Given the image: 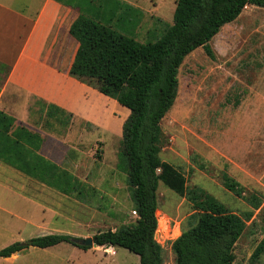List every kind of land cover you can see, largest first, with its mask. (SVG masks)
<instances>
[{"label": "rangeland", "instance_id": "374dc122", "mask_svg": "<svg viewBox=\"0 0 264 264\" xmlns=\"http://www.w3.org/2000/svg\"><path fill=\"white\" fill-rule=\"evenodd\" d=\"M62 1L74 15L59 35L66 55L72 56L68 71L80 44L71 32L77 21L96 17V24L145 44L172 24L176 2ZM209 44L214 59L202 48L184 58L176 99L160 123L155 240L163 249V264H174L171 242L195 224L201 211L221 207L246 224L234 248V264H264V255L251 261L264 236V8L246 6ZM32 108L33 124L70 146L58 142L45 167L38 166L42 160L32 165L34 177L48 184L49 202L63 204L60 215L49 214V225L57 227L51 231L84 238L134 223L126 169L117 160L123 121L120 131L109 120L105 125H114L110 131L74 117L64 126L46 117L34 100ZM102 111L95 105L96 115ZM119 115L113 113L112 123ZM52 137L48 141L56 142ZM94 250L79 254L72 264H139L138 256L126 249L118 248L114 257Z\"/></svg>", "mask_w": 264, "mask_h": 264}, {"label": "trees", "instance_id": "16d2710c", "mask_svg": "<svg viewBox=\"0 0 264 264\" xmlns=\"http://www.w3.org/2000/svg\"><path fill=\"white\" fill-rule=\"evenodd\" d=\"M246 6L264 8V0H176L172 24L159 39L145 44L96 24V17L77 21L71 27L80 44L69 76L129 111L122 126L117 160L126 169L137 217L132 224L95 233L92 241L96 247L126 249L138 256L139 264H163V249L154 238L158 227L156 188L160 177L156 172L155 152L160 123L176 99L178 70L184 58L202 48L214 59L209 42L225 25L234 22ZM47 109L48 118L54 119L60 113L64 124L71 117L53 105ZM14 121L0 112V159L12 165L14 158L8 156V148L20 146L18 140L13 141L9 136ZM14 137L31 139L34 135L19 127ZM245 229V221L234 212L221 207L201 211L195 224L171 242L174 264H234V248ZM60 243L90 249L73 242L71 236L49 234L14 243L0 250V256ZM263 255L264 236L256 245L251 261Z\"/></svg>", "mask_w": 264, "mask_h": 264}, {"label": "crops", "instance_id": "0c3cea01", "mask_svg": "<svg viewBox=\"0 0 264 264\" xmlns=\"http://www.w3.org/2000/svg\"><path fill=\"white\" fill-rule=\"evenodd\" d=\"M73 16L57 0H0V112L15 120L9 136L20 144L10 146L7 151L15 165L0 159V250L49 234L71 236L51 231L57 227L49 225V214L50 217L60 215L57 210L63 204L49 202L48 185L34 177L32 168L41 160L44 163L38 166L45 167L47 156L52 149H58V142L67 144L33 124V100L39 104V109L44 107L46 114L47 106L53 105L72 118L104 131L113 130L115 124L120 131L122 121L124 123L129 114L128 110L116 106V101L69 76L67 69L72 56L66 55L59 35ZM98 104L101 111L103 109L100 116L94 113ZM116 111L120 115L118 121L112 123ZM61 117L57 113L54 120L68 126L69 120L64 124ZM105 120L114 125L108 128ZM19 127H24L34 137H14ZM48 137L56 142H49ZM55 158H52L54 164L57 163ZM49 204L57 205L58 209L54 210ZM94 249H104L107 256L114 257L118 248L82 250L68 243L45 249L29 247L9 257L0 256V264H72L79 254L95 253Z\"/></svg>", "mask_w": 264, "mask_h": 264}, {"label": "water", "instance_id": "95a60500", "mask_svg": "<svg viewBox=\"0 0 264 264\" xmlns=\"http://www.w3.org/2000/svg\"><path fill=\"white\" fill-rule=\"evenodd\" d=\"M154 238H156V235H154ZM73 242H75L78 245H82V246L89 247V248L96 247L94 245L91 237H87V238H84V239L73 238Z\"/></svg>", "mask_w": 264, "mask_h": 264}, {"label": "built area", "instance_id": "2783aa9c", "mask_svg": "<svg viewBox=\"0 0 264 264\" xmlns=\"http://www.w3.org/2000/svg\"><path fill=\"white\" fill-rule=\"evenodd\" d=\"M132 214L136 216V213L135 212H132Z\"/></svg>", "mask_w": 264, "mask_h": 264}]
</instances>
